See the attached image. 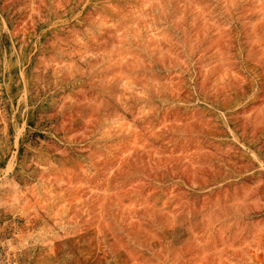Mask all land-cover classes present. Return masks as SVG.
Segmentation results:
<instances>
[{"label":"rangeland","instance_id":"1","mask_svg":"<svg viewBox=\"0 0 264 264\" xmlns=\"http://www.w3.org/2000/svg\"><path fill=\"white\" fill-rule=\"evenodd\" d=\"M0 264H264V0H0Z\"/></svg>","mask_w":264,"mask_h":264}]
</instances>
